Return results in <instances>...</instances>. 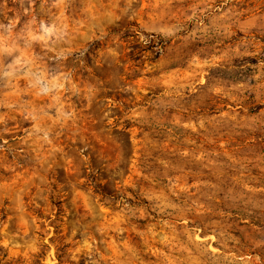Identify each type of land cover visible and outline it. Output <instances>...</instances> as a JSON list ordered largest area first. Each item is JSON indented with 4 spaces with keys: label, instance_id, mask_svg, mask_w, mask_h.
Listing matches in <instances>:
<instances>
[{
    "label": "rangeland",
    "instance_id": "374dc122",
    "mask_svg": "<svg viewBox=\"0 0 264 264\" xmlns=\"http://www.w3.org/2000/svg\"><path fill=\"white\" fill-rule=\"evenodd\" d=\"M0 264H264V0H0Z\"/></svg>",
    "mask_w": 264,
    "mask_h": 264
}]
</instances>
